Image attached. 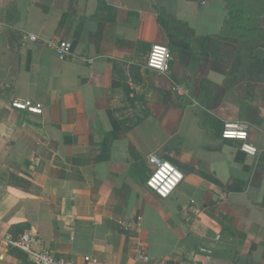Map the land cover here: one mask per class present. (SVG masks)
I'll return each mask as SVG.
<instances>
[{
    "label": "crops",
    "instance_id": "1",
    "mask_svg": "<svg viewBox=\"0 0 264 264\" xmlns=\"http://www.w3.org/2000/svg\"><path fill=\"white\" fill-rule=\"evenodd\" d=\"M231 1L0 0V264H30L7 244L28 230L77 261L264 264V76L234 69ZM244 1L264 60V0ZM155 44L166 74L147 67ZM228 121L248 125L256 156L222 139ZM151 155L185 174L168 199L146 186Z\"/></svg>",
    "mask_w": 264,
    "mask_h": 264
},
{
    "label": "built area",
    "instance_id": "2",
    "mask_svg": "<svg viewBox=\"0 0 264 264\" xmlns=\"http://www.w3.org/2000/svg\"><path fill=\"white\" fill-rule=\"evenodd\" d=\"M199 5L205 6L209 0H197ZM29 39L35 41L36 36L29 35ZM47 45L55 50L61 57L69 55L72 43L69 41L47 40ZM92 63V60H90ZM171 54L168 46L155 44L147 61V67L159 73L166 74L170 70ZM13 108L41 115L43 108L41 104H35L29 100H18L12 103ZM249 127L240 121L225 122L221 137L226 141L239 143L240 151L248 156H256L258 149L249 141ZM149 163L153 166L152 173L146 181L147 188L161 199H168L183 183L185 174L172 163L156 156L149 157ZM141 218L123 222L121 228L128 232L135 228L140 231ZM9 248L24 253L30 264H102L92 255L83 256L80 260H73L65 256L53 254L42 247L41 239L33 231H25L17 238L7 240ZM135 258L139 262L149 263L151 258L145 248L139 244L136 247ZM200 252L210 254L206 248H200Z\"/></svg>",
    "mask_w": 264,
    "mask_h": 264
},
{
    "label": "rangeland",
    "instance_id": "3",
    "mask_svg": "<svg viewBox=\"0 0 264 264\" xmlns=\"http://www.w3.org/2000/svg\"><path fill=\"white\" fill-rule=\"evenodd\" d=\"M229 8L231 11V19L227 28V36L239 44L234 69L244 78L250 74L262 78V75L264 76V66H261V64H256L255 71L249 70V68L253 66L254 58L257 59L258 62L264 61L262 57H258V55L254 56L252 45L256 39L255 37L250 39L248 33L245 32V28H247L246 31H248V27H253V24L250 25L249 23V20L252 18L251 8L246 7V2L244 0H232Z\"/></svg>",
    "mask_w": 264,
    "mask_h": 264
},
{
    "label": "trees",
    "instance_id": "4",
    "mask_svg": "<svg viewBox=\"0 0 264 264\" xmlns=\"http://www.w3.org/2000/svg\"><path fill=\"white\" fill-rule=\"evenodd\" d=\"M230 15H231V12H230ZM231 17V16H230Z\"/></svg>",
    "mask_w": 264,
    "mask_h": 264
}]
</instances>
